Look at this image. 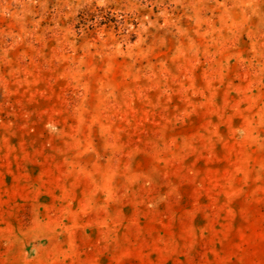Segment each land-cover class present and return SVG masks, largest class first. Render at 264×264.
I'll return each mask as SVG.
<instances>
[{
  "label": "rangeland",
  "instance_id": "1",
  "mask_svg": "<svg viewBox=\"0 0 264 264\" xmlns=\"http://www.w3.org/2000/svg\"><path fill=\"white\" fill-rule=\"evenodd\" d=\"M0 264H264V0H0Z\"/></svg>",
  "mask_w": 264,
  "mask_h": 264
}]
</instances>
